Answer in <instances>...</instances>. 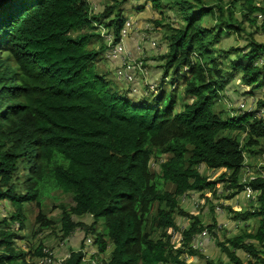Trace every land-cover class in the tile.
<instances>
[{"label":"trees","instance_id":"trees-1","mask_svg":"<svg viewBox=\"0 0 264 264\" xmlns=\"http://www.w3.org/2000/svg\"><path fill=\"white\" fill-rule=\"evenodd\" d=\"M128 1L115 0L95 12L90 0H0V51L5 49L0 54V201L13 208L11 219L20 221L21 230L31 208L37 224H57L65 240L78 229L95 237L97 255L111 245L106 264H188L181 255L188 249L203 257L193 250V239L204 229L213 232L217 221L203 224L180 198L190 191L221 196L219 184L227 191L237 188V195L244 189L245 153L258 148L255 152L264 155V119L256 110L227 118L215 110L237 75L253 94L264 88V42L255 37L259 30L247 32L245 26L254 27L255 14L264 8L256 0H233L226 15L223 5L210 6L208 0H152L156 9L168 2L181 22L166 36L162 86L154 95L133 99L97 72L95 63L106 45L92 47L94 38L102 39L99 24L118 40ZM243 33V48H219L226 37ZM183 81L178 100L174 91ZM257 106L264 108V99ZM226 131L245 135L246 142L222 135ZM202 166L223 172L213 179ZM169 184L172 190L166 189ZM250 185L258 192L255 211L225 208L233 211V219H257L258 228L223 247L228 261L206 259V264H264V175ZM65 195L74 205L59 200ZM48 199L62 203L54 206L62 209L60 222L44 215ZM177 214L188 217L190 225L181 228ZM85 215L92 224L75 219ZM3 223L9 224L5 219L0 227ZM172 230L182 234L179 244ZM16 237L0 228V264H30ZM44 248H36L33 257L48 255ZM231 248L246 251L250 259ZM81 249L67 264H83Z\"/></svg>","mask_w":264,"mask_h":264},{"label":"rangeland","instance_id":"rangeland-1","mask_svg":"<svg viewBox=\"0 0 264 264\" xmlns=\"http://www.w3.org/2000/svg\"><path fill=\"white\" fill-rule=\"evenodd\" d=\"M232 1L233 0H208L210 6L223 5L226 15H228L227 10L230 8ZM114 2L115 0H93V3L97 4V8L93 7L94 11H102L107 5L112 6ZM162 3L165 6L161 9H156L152 0H129L123 6V9L126 8V12H124V14L127 18H131L135 22V26L128 37V40L131 41V46L129 47L131 50L128 53L131 55L132 59L137 60L138 62L142 61L145 67L144 71H140V75H138V93L131 95L133 99L154 95L162 86V80L164 81L165 79V60L163 61L162 56H165L169 52V42L166 36L170 26H173L174 28L180 26L181 17L175 9H172L167 5L168 2ZM256 4L257 6L264 8V0H256ZM235 14L239 19L242 18V8L240 3L237 4ZM255 15L258 18L257 24L253 27L249 22H246L245 26L247 32H256V30H259V32L255 34V37L256 39L261 40V42H264V29H262V26L264 25V13L260 12ZM245 33L231 34V36H228L223 40L219 48L223 47L225 50L243 48L247 44V34ZM138 43H140V47H137ZM102 44L103 42L100 38H94L92 47L94 46L99 49ZM1 50L2 52L0 51V54H4L3 51H5V49L1 48ZM231 56L234 57L235 54H232ZM97 62H99L98 65H96ZM97 62L95 63V68L96 66L98 67L97 72H103L110 78L114 77L115 62L113 64L106 57L105 50ZM169 79L170 78H168V80ZM171 81L172 80H170V82ZM118 83L122 89L127 91L126 84L122 81H118ZM182 84L184 85L185 82H181L180 85L176 87L178 90L174 91L178 100L180 99V96H182ZM170 88L172 89V84L168 86V90H170ZM251 91L250 87H247L241 81L240 76H235L221 92V98L216 101V112L226 118L229 115L236 116L239 113H248L251 110H256L255 115H258L260 108H258L257 102L260 99H264V88L256 90L254 94L251 93ZM261 111H264V108L260 109V112ZM252 113H254V111ZM222 135H235L238 136L239 140L246 142V136L243 134L226 131L223 132ZM262 144L264 146V141ZM257 149L258 148H254V151L249 152L250 154L245 153L246 166L242 171L243 178L247 177L249 174H254L255 178L259 175H264V169L262 166L264 164V155H258V153L255 152ZM253 153H255V155H251ZM152 167L154 169H158V165L154 162ZM200 170L202 172H206L213 179H217L223 172V169L209 170L205 166H202ZM218 187H224L223 189L225 192H222L223 189H219L221 196L215 195L212 192H197L196 198H194L193 201L194 205H191V202H184L182 199V204L185 209L190 214L193 213L196 216H200L203 224H213L215 219L217 221L216 228L213 232H210L208 229H204L203 231H206L207 235H202V231L198 233L199 235L196 236V240L192 242L193 250L199 251L204 255L203 257L202 255H192L188 249H186V251L181 255L183 258L187 259L186 261L188 264H206V259L228 261V254L223 250V247H232L229 242L231 239L245 236L246 234H249L248 232H254L259 226L258 220L254 218H251L248 221H243L241 218L233 219L235 215L233 211H228L225 208V206H231L239 213L255 211L256 207H258L257 195L249 197L246 192L244 193V191H241L236 195L238 192L237 188H233L232 191H227L225 185L223 184H219ZM166 189L172 190L173 186L169 184L166 186ZM231 192L235 195L231 199H227L226 196H228ZM70 198L71 196L65 195L59 200H62V203L69 202V204H72V200ZM195 200H200V204L198 206H196ZM62 203H59L56 200L48 199L44 215L51 217V219H54L56 222H60L59 213H61L62 209L54 206L56 204L62 205ZM221 205H223L224 212L221 211L220 208H217ZM213 208L215 209L214 211L212 210ZM216 209L219 210L217 213ZM13 212L14 210L8 202L0 201V222L2 223L5 219L9 222L7 226L5 223L1 224L0 228L2 231L11 229L17 234L15 239L16 246L28 253L27 258L30 264H67V260L71 257L72 252H79L81 248L85 247V243L84 247L82 246V243L86 237V233L81 229L76 230L73 235L65 240L63 239L60 227H58L57 224L54 226L52 224L51 227H41L42 224H37L35 222L36 210L31 208L29 210V208H27V228L21 230L20 221H13L11 219ZM75 219L83 222H90V224L93 222L90 215L82 217L76 216ZM176 220L181 228L186 226L188 227L190 225L188 217L185 218L180 214L176 215ZM103 229L104 220H101L98 230L102 231ZM154 234H158V232ZM180 235L181 233L177 232V236L173 241L179 243L181 241ZM90 237L95 240V237ZM245 242L256 245V242L249 238H246ZM221 243L223 244L222 246L220 245ZM43 244L45 246L44 252L49 253L46 256L51 257V262L46 263L44 259L45 256L33 257V253L36 248ZM180 245L177 244V249L180 248ZM92 246V250L98 251V245L96 243H93ZM231 249L233 252L236 251L245 261L250 259L249 254L246 251L237 250L236 248ZM261 249L262 252L260 255L264 258V248L262 247ZM92 250L90 249L89 252H92ZM112 250L113 247L109 245L106 252L100 255H97L96 253L94 257L98 256L100 261L108 262L110 260ZM89 252L86 253V259L83 260V264H93V262L91 263L90 258L92 256Z\"/></svg>","mask_w":264,"mask_h":264},{"label":"clouds","instance_id":"clouds-1","mask_svg":"<svg viewBox=\"0 0 264 264\" xmlns=\"http://www.w3.org/2000/svg\"><path fill=\"white\" fill-rule=\"evenodd\" d=\"M92 7H94V6H92ZM93 10H94V8H93ZM127 20H132V19L131 18H126V20L124 22V25H125ZM124 25H123V27H124ZM122 28H121V30H122ZM97 32L101 34V36H102L101 40H102L103 44L106 45V47H107V49H105L106 57L113 64H114V62L116 64V65L114 64V67H115V69H114V77L110 78L107 75H106V77L109 80H113L119 87H120V84L118 83V81H122L124 84L127 85V91L130 92L131 95H134V94L138 93L137 78H138V75H140V71H144L145 67H144V63L142 61L138 62L137 60L132 59L131 55L128 53L131 50V49L128 48V45H127L128 37L130 36V34L127 37L123 38L122 37V33L120 31V37H118V40H117V37L115 36V33L112 32L111 30H109L105 25H102V24L98 25ZM119 43L123 44L124 50H123L122 53H120L118 55H115L114 50L117 48ZM139 44L140 43H138L137 47H140ZM98 63L99 62H97L96 65H98ZM128 64H133V66H134L132 68V71H131L132 75H133V79L132 80L127 79L124 76H120V74H119V71L122 70V69H125ZM96 69H98L97 66H96ZM99 73L104 74L103 72H99ZM137 99H140V98H137ZM192 193H194V192L193 191L187 192L185 195L182 196V198H180V202H181L182 206H183V204H182L183 197L186 196V195L190 196ZM195 193H197V192H195ZM171 234H172V231H171ZM180 237H183L182 234L180 235ZM89 239H92V238L90 236H87L84 239L86 246L81 249L83 253L84 252H88V250H90V249L91 250L93 249L92 245H93V243H95V240H93V242L91 243V242H89ZM172 239L174 240L173 235H172ZM100 254H102V253H100ZM45 257H47V256H45ZM96 258L98 260L100 259L98 256ZM100 262H102V261H100ZM104 263H106V262H104Z\"/></svg>","mask_w":264,"mask_h":264},{"label":"built area","instance_id":"built-area-1","mask_svg":"<svg viewBox=\"0 0 264 264\" xmlns=\"http://www.w3.org/2000/svg\"><path fill=\"white\" fill-rule=\"evenodd\" d=\"M134 26H135V23L132 21V20H127L126 21V23H125V25H124V27L122 28V30H121V33H122V37L123 38H125V37H127L129 34H130V32L133 30V28H134ZM123 50H124V46H123V44L122 43H119V45L117 46V48L114 50V53H115V55H118V54H120V53H122L123 52ZM134 66H133V64H128L127 65V67L125 68V69H122V70H120L119 71V74H120V76H124V77H126L127 79H130V80H132L133 79V75H132V68H133ZM254 110H251V111H249L248 113H252ZM257 115V114H256ZM262 117H264V111H258V115H257V118H259V119H264V118H262ZM253 179H255V176H254V174H249L247 177H242L241 178V184L243 185V187H244V189H243V191H244V193L246 192L247 194H248V196L250 197V196H255V195H257L258 196V192L256 191V190H254V188L250 185V182L253 180ZM195 196V197H194ZM194 198H196V193L194 192V193H192V196L190 195V196H184L183 197V201L185 202H191V205H194ZM195 203H196V206H198L199 204H200V200H195ZM222 206V207H221ZM221 206H218L217 208H220V210L221 211H223L224 212V209H223V205H221ZM217 211H219L218 209H217ZM221 213V212H220ZM202 235H207V233H206V231H203L202 233H201ZM200 234V235H201ZM172 235H173V238L175 239L176 238V236H177V232L175 231V230H173L172 231ZM199 235V234H198ZM197 236V235H196ZM196 236L194 237V239H193V241H195L196 240ZM183 239V237H181V240ZM89 242H93V239H89ZM90 250H88V252H89ZM88 252H84L85 253V259H86V253H88ZM90 254H91V256H93V258H94V260H92V262H93V264H105L104 262H100L97 258H95L94 257V255H95V253H96V250H92V252H89ZM45 259V262L47 263V262H51V257L50 256H47V257H45L44 258ZM90 259H92V258H90Z\"/></svg>","mask_w":264,"mask_h":264},{"label":"crops","instance_id":"crops-1","mask_svg":"<svg viewBox=\"0 0 264 264\" xmlns=\"http://www.w3.org/2000/svg\"><path fill=\"white\" fill-rule=\"evenodd\" d=\"M91 2H93V0H91ZM93 6H94V8H97V4H94ZM127 45H128V48L131 46V41L130 40L127 41ZM133 48H134V46H133ZM259 111H260V109H259ZM99 261H100V259H99Z\"/></svg>","mask_w":264,"mask_h":264}]
</instances>
